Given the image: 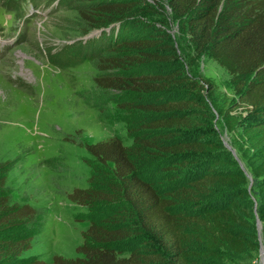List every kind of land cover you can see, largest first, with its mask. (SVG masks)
Masks as SVG:
<instances>
[{"label": "trees", "instance_id": "16d2710c", "mask_svg": "<svg viewBox=\"0 0 264 264\" xmlns=\"http://www.w3.org/2000/svg\"><path fill=\"white\" fill-rule=\"evenodd\" d=\"M85 1L79 13L98 33L54 63L88 60L99 72L96 88L116 93L112 103L132 140L84 146L92 158L88 186L73 189L69 200L92 214L90 225L76 247L79 257L55 255L50 264H222V252L256 248L253 215L264 230V0H167L194 55L206 52L231 76L240 103L219 113L251 173L250 187L221 142L194 132L209 116L203 87L183 74L160 31L133 21L141 0ZM240 106L247 116L235 125L230 112ZM134 112L146 116L133 119ZM12 165L0 161V264H48L22 257L39 214L12 202ZM160 172L171 174L168 185L157 180Z\"/></svg>", "mask_w": 264, "mask_h": 264}, {"label": "rangeland", "instance_id": "374dc122", "mask_svg": "<svg viewBox=\"0 0 264 264\" xmlns=\"http://www.w3.org/2000/svg\"><path fill=\"white\" fill-rule=\"evenodd\" d=\"M141 3L143 10L133 21L140 20L139 28L160 31L176 49V64L183 74L197 77L203 87L200 97L209 116L199 117L194 132L221 142L236 166L251 176L219 113L240 103L231 76L206 52L194 55L183 22L172 17L167 0ZM86 4L85 0H0V161L13 164L6 176L12 202L27 204L39 214L31 248L22 257L48 264L55 255L79 257L76 247L90 225L92 214L69 200L73 189L88 186L92 158L84 146L112 137L125 145L132 140L124 113L112 103L116 93L96 88L93 78L99 72L88 60L66 68L54 63H61L64 50L98 33L79 13L87 10L82 8ZM230 116L236 125L247 114L240 106ZM170 175L160 172L157 180L168 185ZM252 222L256 227L254 215ZM256 234V248L243 254L222 252V264H262L263 228L256 227Z\"/></svg>", "mask_w": 264, "mask_h": 264}, {"label": "water", "instance_id": "95a60500", "mask_svg": "<svg viewBox=\"0 0 264 264\" xmlns=\"http://www.w3.org/2000/svg\"><path fill=\"white\" fill-rule=\"evenodd\" d=\"M227 148L230 150L229 147H227ZM231 152L233 153V150H232ZM237 161H238L240 167H242V164L239 162L238 159H237ZM246 177H247V179H248V181H249V184L251 185L252 177H251L249 174H246ZM250 185H249V186H250ZM256 227H258V229L261 228V227H260V221H259V219H258L257 216H256ZM263 250H264L263 247H261V249H260V257H261L262 254H263ZM261 263L264 264V259H263V260L261 259Z\"/></svg>", "mask_w": 264, "mask_h": 264}, {"label": "bare ground", "instance_id": "6f19581e", "mask_svg": "<svg viewBox=\"0 0 264 264\" xmlns=\"http://www.w3.org/2000/svg\"><path fill=\"white\" fill-rule=\"evenodd\" d=\"M263 247V246H262ZM263 249H264V247H263ZM261 259L263 260L264 259V250H263V254H262V256H261Z\"/></svg>", "mask_w": 264, "mask_h": 264}]
</instances>
